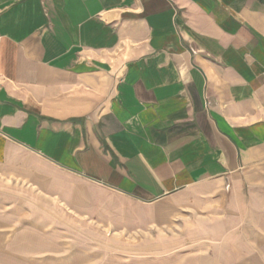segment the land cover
I'll return each mask as SVG.
<instances>
[{
	"label": "crops",
	"instance_id": "0c3cea01",
	"mask_svg": "<svg viewBox=\"0 0 264 264\" xmlns=\"http://www.w3.org/2000/svg\"><path fill=\"white\" fill-rule=\"evenodd\" d=\"M0 185V264L69 221L264 264V0H0Z\"/></svg>",
	"mask_w": 264,
	"mask_h": 264
},
{
	"label": "rangeland",
	"instance_id": "374dc122",
	"mask_svg": "<svg viewBox=\"0 0 264 264\" xmlns=\"http://www.w3.org/2000/svg\"><path fill=\"white\" fill-rule=\"evenodd\" d=\"M0 187H2L0 185ZM4 199L10 198L9 191L0 189ZM20 202V200H18ZM3 210V209H2ZM23 208H17L16 216ZM39 219V215H37ZM35 222H33L34 224ZM21 222H15V229L19 228ZM33 224L26 223L28 227H34ZM4 225L0 226L3 227ZM77 229V230H76ZM58 232L65 235V240L61 241L60 247L64 242L65 251H72L74 256L71 261L67 260L70 255L58 254L56 251L60 247L47 255H34L26 261L23 257L16 261L17 264H197L201 258L202 250L188 247L185 244H179L178 247L163 248L161 254H153L150 245L153 242L147 234H141L133 231L112 232L97 227L93 230L82 228L76 222H66V225H60ZM52 241L45 239L44 247L50 248ZM163 242V240H162ZM60 243V242H59ZM168 246V245H166ZM6 257V256H0ZM2 259V258H1ZM5 259H8L6 257Z\"/></svg>",
	"mask_w": 264,
	"mask_h": 264
}]
</instances>
